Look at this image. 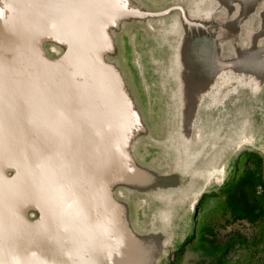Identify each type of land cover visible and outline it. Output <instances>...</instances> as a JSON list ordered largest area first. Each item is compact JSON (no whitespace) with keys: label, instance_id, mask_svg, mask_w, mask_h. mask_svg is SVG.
I'll use <instances>...</instances> for the list:
<instances>
[{"label":"rangeland","instance_id":"374dc122","mask_svg":"<svg viewBox=\"0 0 264 264\" xmlns=\"http://www.w3.org/2000/svg\"><path fill=\"white\" fill-rule=\"evenodd\" d=\"M127 1L103 58L138 115L134 173L110 183L132 264H264V0ZM42 49L58 61L68 45Z\"/></svg>","mask_w":264,"mask_h":264},{"label":"water","instance_id":"95a60500","mask_svg":"<svg viewBox=\"0 0 264 264\" xmlns=\"http://www.w3.org/2000/svg\"><path fill=\"white\" fill-rule=\"evenodd\" d=\"M127 4V0H0V44L8 45L6 51L15 60L13 65L11 61L6 63L0 51V123L26 121L27 106L32 107L35 101L40 103V108L46 105L55 111L50 119L51 125L44 123L43 130L33 126L28 128L31 141L28 140L27 144L26 140V150L15 148L20 155L2 172L4 182L13 177V182L21 180L27 186L28 193L22 206L10 200L0 207V212L12 216L15 210H20V219L28 234L25 250L16 257L29 252L33 254L25 264H124L132 263L134 257L139 261L137 239L125 226L122 212L110 190L112 181L134 173L129 172L128 142L138 115L124 96L115 68L103 58V52L112 49L106 33L112 25L108 19ZM56 18L59 19L51 24ZM50 38L68 45L61 60L46 58L42 42ZM83 38L88 47L95 50L96 63L92 60L88 69L75 73L73 81L76 86L69 85L71 80L66 77L68 83L64 88H70L57 101L38 98L36 93L45 87L38 80L25 86L23 81L15 83L7 79L15 73L22 75L23 69L33 63L35 57H39L48 68L57 70L58 63L69 58L77 50V42ZM42 73L44 78L40 76L38 79L43 82L52 75L46 69ZM13 107L17 110L12 111ZM34 146H39L36 150L38 156H35ZM27 147H33V151ZM9 170H15L11 177L7 175ZM89 198L94 199L92 204ZM33 207L39 209L40 221H28L26 213ZM98 217L107 220L103 232L92 223L77 237L87 236L90 239L88 247H82L77 239L56 246L47 231L54 222L63 229L92 220H98L96 224L100 225ZM49 218L51 221L46 224ZM75 246L80 250L76 251ZM65 254L69 260L61 263L63 260L56 259L57 255ZM85 254L88 259L83 258ZM13 260L6 263L19 262Z\"/></svg>","mask_w":264,"mask_h":264},{"label":"bare ground","instance_id":"6f19581e","mask_svg":"<svg viewBox=\"0 0 264 264\" xmlns=\"http://www.w3.org/2000/svg\"><path fill=\"white\" fill-rule=\"evenodd\" d=\"M75 16H76V13L72 15V17L74 18L73 24L75 22V18H76ZM58 19L59 18L53 19L52 20L53 23L51 22V24H55L56 20ZM81 36H86V34H82ZM85 38L81 39L79 43L77 42V45H78L77 50H74L72 55L69 58H67L63 62L58 63L59 65L55 67L57 68V70L55 69L52 70V68H48L46 65H44V63L41 61L39 57H35L33 60V63H29L28 67L23 69L24 71L22 75H18L16 73L14 75L13 71L16 68L14 67L11 73L17 78H14V76H12L11 73H10L11 76H8V78L7 77L6 78L11 80V82H15V83L23 81L25 83V86L34 84L35 80H38L42 85L45 86L44 89H40V93H36L38 95V98L43 97L44 100L52 99L54 101H57V99H59V96L62 93L68 91L70 88V87L68 89L64 88V86H66L68 83L65 81L66 77H69L68 81L71 80L69 85L76 86L77 85L76 82L73 81L74 80L73 77L74 75H76L75 73L77 71H85L86 69H88L87 65L90 62H92V60L94 61V63H96V58L94 55L95 50L93 48L88 47L87 40ZM2 49H4L5 51H2ZM6 49H8V45L1 43L0 51L3 53L2 59L6 60V63L8 64L11 61L13 65V62L15 60L9 54V52H7L8 50L6 51ZM80 63H82L81 67H80ZM45 69L50 70V72H52L51 76L53 77L50 76V79H47L43 82L42 81L43 79H38V77L42 76L44 78V73L42 72ZM61 70L66 71L68 74L64 72H60ZM62 73H64L65 75ZM32 96H35V95H32ZM188 104L189 105L186 109L185 131H188L189 129V121L193 113V101L189 100ZM39 105L40 103H38V101H35L32 107L27 106L29 111H28V114L25 115L26 121L24 120H20V122L12 121L11 124L7 123L5 125L0 123V207L8 204V201L10 200L11 201L13 200L17 206H22L25 203V197L28 192H27V186L24 183V181L18 180L16 182L15 180V182H13L12 181L13 178H12L10 181L6 180L4 182L2 179V172L5 167H8L10 164H12L11 162L15 161L18 155H20L19 154L20 152L18 150L16 151L15 148H18L19 150L23 149V151L26 150L25 148L26 140H27V144H28V140H30L28 128L33 126L35 129L43 130L44 128L42 126L44 125V123L50 124L51 116H54L55 111L53 112V110H51L46 105L42 109L39 107ZM20 106L24 107V105H20ZM12 109H13L12 111L17 110L15 107H13ZM30 109H31V112H30ZM47 129L49 130V128ZM61 134H66V133L62 132ZM32 148L33 147H27L29 151ZM34 149L36 152V150L39 149V146L38 147L34 146ZM35 156H38L37 152ZM216 173L219 174L218 171H213L210 174L216 175ZM215 178L220 180L221 176L217 175L215 176ZM44 188L45 187H43V189ZM89 200H90L89 202L90 204H92L94 201V199H90V198ZM96 204H99V202L96 201ZM98 219H100V223H101L100 225L96 224L98 220H92L85 224H80V226L75 224L74 227H71V228L67 227L65 229L58 227L57 222H54L52 223L53 226H50V227L48 226L47 231L50 233V238H52V240L54 241V245L56 246L60 247V245H62V243L64 242H67V244H70V241H75L77 239L83 245L82 247H85V246L88 247L90 239H88L87 236L86 238L84 237L77 238V237L81 235V232L87 231L89 229L88 225L90 224L92 225V223L95 224V228H99V227L102 228L100 231L103 232V229L105 228V223H107L106 222L107 220H104L103 217L101 218L98 217ZM4 220L9 221V223L5 226L2 225V223H4ZM50 221L51 220L49 218L46 221V224H48ZM19 224H22L21 219H20V210L19 211L15 210L13 216L9 215L6 212H0V264H9V263H6V261L7 260L10 261L11 259L18 260L19 262L16 264H19V263L25 264V261H27L28 258L29 259L33 258L32 252H29L26 255L21 254L22 257H16L18 253L25 250L26 239H27V234H28V229L26 228V226L22 224L20 225L21 228H18ZM78 247H79V244H78ZM76 249L77 247L75 246V250ZM79 250L80 249H77L76 251H79ZM60 256L61 255H57L56 259L63 260L61 263H63L66 260H69L68 254H65L61 257ZM83 258H86V254L84 255ZM12 262H14V260Z\"/></svg>","mask_w":264,"mask_h":264}]
</instances>
